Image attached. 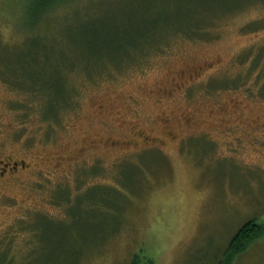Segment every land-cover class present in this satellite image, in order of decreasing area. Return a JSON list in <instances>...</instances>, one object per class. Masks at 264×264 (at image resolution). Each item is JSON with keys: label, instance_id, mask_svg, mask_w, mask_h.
<instances>
[{"label": "rangeland", "instance_id": "obj_1", "mask_svg": "<svg viewBox=\"0 0 264 264\" xmlns=\"http://www.w3.org/2000/svg\"><path fill=\"white\" fill-rule=\"evenodd\" d=\"M78 28L150 46L72 77L51 122L27 90L64 79ZM0 68V166L19 164L0 175V264H226L232 234L264 225V0H0ZM119 174L130 190L110 204L92 188L100 204L69 217V190ZM232 264H264V236Z\"/></svg>", "mask_w": 264, "mask_h": 264}, {"label": "trees", "instance_id": "obj_2", "mask_svg": "<svg viewBox=\"0 0 264 264\" xmlns=\"http://www.w3.org/2000/svg\"><path fill=\"white\" fill-rule=\"evenodd\" d=\"M29 1L33 5V8H35L38 11L44 12L49 9L59 7V5H62L67 0H29ZM152 25L154 24L152 23L151 26ZM79 28L77 29L79 36L78 37L79 41H77V43H80L79 45L80 48L78 47L79 49L76 52L78 58L74 61L73 65L71 66H70V62L66 61L64 79L63 77L61 78V76H59L58 81H55V83L50 82L51 85H46L45 86L46 88L42 87L43 89L41 88L39 89V87L36 86V83L34 81H31L30 84H33V87L31 88V86H29V89L27 90L30 92H34V94L36 95L38 94L41 97V99L45 101L44 105L42 106L43 109L44 108L45 110L51 109V113L54 115L53 119L50 120L51 122H58L61 118L62 112L72 107V106L63 107L61 105V102L58 103V101H60L65 96L66 97L74 96L75 94L74 90L72 91L70 90V87L73 88V84H74L71 80L72 77L78 76L79 74H85L87 77L92 79L94 77V73H97L100 70L106 69L108 67H115V68L118 67V69H120L122 66H124L127 62L130 61L129 57L131 56L133 49H138L139 47H143L144 49L146 46H150L149 41L145 45H141L138 44V39H136L137 36L136 37L127 36L126 34L119 35L109 30L106 31L107 28H103V34H98L97 29L89 30V29H82V28L79 29ZM76 37L74 38V40L76 39ZM152 47L156 48L158 46L154 45ZM59 65L60 63L58 64V66ZM4 68L6 69V66H4ZM13 69H14L13 67L10 68V70ZM8 75L1 74L0 77L11 85V82L14 77ZM53 86L55 87L53 88ZM14 87L19 88L20 90L21 89L26 90V83L24 84L25 88H22V86H17V85L16 86L14 85ZM152 146H153L152 149L160 153L157 146L155 145ZM130 160L132 159L122 160L116 165V169L117 167L118 168L120 167L124 171L128 170L125 167L127 166V164L131 163ZM98 168H99L98 166L93 168L92 174H94V172H99L97 170ZM123 176L124 175L122 174L121 176L122 179H121L119 174L118 176L119 178L117 182L118 184L116 185L117 187L103 188L101 186L96 185L90 187L84 193L86 194L85 196L84 194H79L78 197L75 196L72 199V193L69 190L68 196L66 197V199H63L64 200L63 203H66L68 206H70V211L68 213L69 217L70 216L73 217L75 213L78 212V209L80 212L81 207L84 209L85 205L87 204L89 205V210H94L97 207V205L100 204V202L95 200L96 199L95 196L90 194L92 188L105 189L103 191V194H101V199L105 198L106 202L108 201L110 204H113V201H116L119 197L118 196L120 194L119 189L127 190L130 188V186H132V184L129 181H126L123 178ZM80 177L81 175L78 176L77 178L78 180L76 179L77 186H81L83 183V180L80 179ZM61 189L63 190L66 188L61 187ZM83 196L84 198L82 199ZM98 198L100 197L98 196ZM107 207H111V206H107ZM74 217L80 218L81 216L77 213ZM262 236H264V225L259 223L258 220L255 218L248 219L235 231V233L232 234L231 238L229 239L227 252L225 253L226 258L222 262L227 261L226 264H232L238 255L242 254L252 242L256 241L258 238ZM6 254L7 253L0 254L1 258L2 256H5L6 258ZM130 264H154V261L152 260L151 257L142 258L140 256H135L134 258L131 259Z\"/></svg>", "mask_w": 264, "mask_h": 264}, {"label": "flooded vegetation", "instance_id": "obj_3", "mask_svg": "<svg viewBox=\"0 0 264 264\" xmlns=\"http://www.w3.org/2000/svg\"><path fill=\"white\" fill-rule=\"evenodd\" d=\"M18 165L19 164L15 162L13 165L10 166H7V164L0 166V170H2L0 171V175L4 176L6 173L15 172L18 169Z\"/></svg>", "mask_w": 264, "mask_h": 264}]
</instances>
